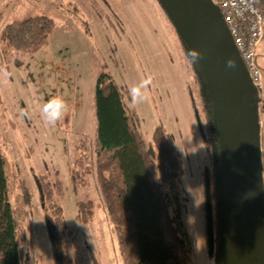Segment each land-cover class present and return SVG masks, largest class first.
Masks as SVG:
<instances>
[{
    "label": "rangeland",
    "instance_id": "obj_1",
    "mask_svg": "<svg viewBox=\"0 0 264 264\" xmlns=\"http://www.w3.org/2000/svg\"><path fill=\"white\" fill-rule=\"evenodd\" d=\"M260 5L264 13V0ZM166 9L164 0H0V30L26 15L46 14L55 22L31 53L13 51L0 40V146L10 205L25 236L21 264H64L58 254L72 264H123L96 178L77 164L97 132L94 94L101 71L119 87L148 147L156 127L170 134L182 162L179 188L191 263L219 264L214 206L212 250L207 236L215 158L200 128L208 123L202 106L206 83L180 22ZM256 62L264 72V35ZM249 92L256 110L260 94L255 86ZM54 99L64 102L65 112L53 124L44 107ZM255 123L258 128L257 115ZM260 154L264 189V142ZM43 182L49 189L42 193ZM21 186L30 195L27 205ZM88 200L93 217L83 221L80 204ZM49 203L60 207V242L51 233Z\"/></svg>",
    "mask_w": 264,
    "mask_h": 264
},
{
    "label": "trees",
    "instance_id": "obj_2",
    "mask_svg": "<svg viewBox=\"0 0 264 264\" xmlns=\"http://www.w3.org/2000/svg\"><path fill=\"white\" fill-rule=\"evenodd\" d=\"M54 25L49 15H26L6 22L0 30V40L13 51L31 53L45 43ZM197 68L205 79L198 61ZM94 101L97 132L87 152H80L77 164L82 172L96 178L105 214L116 231L123 264H192L179 188L182 162L170 134L156 127L148 147L136 130L119 87L104 71L96 77ZM202 101L208 123L206 130L202 124L200 128L215 158L208 185L218 225L222 165L218 126L207 83ZM5 163L0 146V264H21L19 246L25 236L10 205ZM41 188L42 193L49 189L47 182ZM23 195L27 205L30 195ZM49 205L53 211L51 233L60 242L64 229L60 207ZM92 205L91 200L80 204L83 221L93 217ZM57 256L64 264H72L63 254Z\"/></svg>",
    "mask_w": 264,
    "mask_h": 264
},
{
    "label": "water",
    "instance_id": "obj_3",
    "mask_svg": "<svg viewBox=\"0 0 264 264\" xmlns=\"http://www.w3.org/2000/svg\"><path fill=\"white\" fill-rule=\"evenodd\" d=\"M164 1L170 9H166L169 17L181 24L183 40L197 53L194 57L206 79L217 121L222 165L218 197L219 264H264L261 154L256 110L249 97L252 85L244 63L220 10L211 0ZM206 202L207 236L212 250L209 185Z\"/></svg>",
    "mask_w": 264,
    "mask_h": 264
},
{
    "label": "built area",
    "instance_id": "obj_4",
    "mask_svg": "<svg viewBox=\"0 0 264 264\" xmlns=\"http://www.w3.org/2000/svg\"><path fill=\"white\" fill-rule=\"evenodd\" d=\"M220 10L232 41L244 63L248 79L258 89L256 106L258 142H264V72L256 62V49L264 35L261 0H211Z\"/></svg>",
    "mask_w": 264,
    "mask_h": 264
},
{
    "label": "clouds",
    "instance_id": "obj_5",
    "mask_svg": "<svg viewBox=\"0 0 264 264\" xmlns=\"http://www.w3.org/2000/svg\"><path fill=\"white\" fill-rule=\"evenodd\" d=\"M190 52L193 57L197 54L195 50H190ZM231 64L232 62L229 61V65ZM132 92L135 98L136 95L140 94V89L138 87L134 88L132 89ZM44 111L48 113L49 119L54 124L57 119L61 118L64 115L65 104L62 100L54 99L45 105Z\"/></svg>",
    "mask_w": 264,
    "mask_h": 264
},
{
    "label": "crops",
    "instance_id": "obj_6",
    "mask_svg": "<svg viewBox=\"0 0 264 264\" xmlns=\"http://www.w3.org/2000/svg\"><path fill=\"white\" fill-rule=\"evenodd\" d=\"M4 1V0H3ZM18 2V0H16V3ZM10 3H13V0H10ZM20 247V246H19Z\"/></svg>",
    "mask_w": 264,
    "mask_h": 264
}]
</instances>
